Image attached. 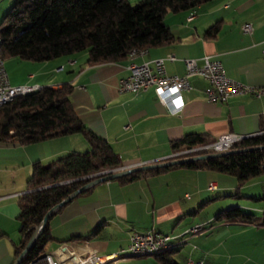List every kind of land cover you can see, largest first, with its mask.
<instances>
[{"label":"crops","instance_id":"obj_1","mask_svg":"<svg viewBox=\"0 0 264 264\" xmlns=\"http://www.w3.org/2000/svg\"><path fill=\"white\" fill-rule=\"evenodd\" d=\"M6 1L11 0H0L1 15L6 11ZM163 20L173 39L144 48L140 55L131 56L129 52L118 61L89 64L83 51L44 61L22 60L17 64L19 76L5 69L14 85L58 88L69 83L76 114L88 130L111 145L119 160L118 169L174 159L171 142L187 133H202L212 141L225 133L264 134V96L245 93L225 102H210L204 93L207 82L199 76L190 77V88L181 92L184 106L174 114L158 100L152 87L118 91L119 79L129 74L128 63L149 62L168 53L176 56L165 61L168 75L183 74L184 59L208 55L221 62L230 78L264 86V0H212L194 9L167 12ZM246 23L248 32L242 29ZM214 25L217 29L212 32ZM60 66L62 69H57ZM88 149L81 133L29 144L0 143V264H14L17 258L21 238L18 200L29 191L32 164L49 163L68 152ZM211 182L216 185L213 189L208 188ZM232 206L251 213L252 218H215ZM263 220L264 171L239 182L229 173L178 166L129 181L115 178L90 186L53 214L49 227L53 250L66 243L77 253H116L126 249L130 234L138 231L171 235L172 247L167 255L175 264H187L188 260L264 264ZM196 224H203L204 229L190 233L188 228ZM95 228L89 239L68 240ZM110 264L166 263L155 255H145Z\"/></svg>","mask_w":264,"mask_h":264},{"label":"trees","instance_id":"obj_2","mask_svg":"<svg viewBox=\"0 0 264 264\" xmlns=\"http://www.w3.org/2000/svg\"><path fill=\"white\" fill-rule=\"evenodd\" d=\"M210 1L138 0L131 3L128 0H14L0 20L1 55L4 59L16 57L44 61L85 51L89 64L118 61L126 58L132 49L141 50L171 41L173 35L163 20L167 12L194 9ZM216 29L215 25L211 28L212 32ZM71 91L69 83L58 88L42 86L17 95L0 106V143L29 144L81 133L89 145L85 152H68L49 163L32 164L27 180L29 191L21 194L18 200L17 219L21 238L17 243L16 257L51 207L81 186L104 175L103 172L119 167V160L111 145L88 130L76 114L71 103ZM211 141L205 134L187 133L171 142V149L179 152ZM259 145H264V134L244 137L232 149ZM204 153H184L175 158ZM263 163L264 148L251 149L134 171L118 179L129 181L169 167L185 166L229 173L240 182L261 174L264 171ZM215 218L219 221H249L252 214L232 206L218 212ZM49 220L20 264L37 260L45 254L46 245L53 240ZM96 231L95 228L89 234L72 236L68 240L89 239ZM168 252L166 250L155 256L166 264H175Z\"/></svg>","mask_w":264,"mask_h":264},{"label":"built area","instance_id":"obj_3","mask_svg":"<svg viewBox=\"0 0 264 264\" xmlns=\"http://www.w3.org/2000/svg\"><path fill=\"white\" fill-rule=\"evenodd\" d=\"M243 31L250 30L249 24L242 26ZM143 54L142 52H134L132 49L130 55L136 56ZM176 56L168 53L163 57L154 58L149 62L128 63L129 74L122 77L118 81V91L136 92L152 87L158 100L167 108L170 113L179 112L184 102L181 92L190 88V77L199 76L206 80L207 85L204 88L205 98L210 101L225 102L233 95L251 94L255 97L264 96V86H251L230 78L221 62L208 55L200 58H186L183 60L185 71L181 75H168L166 72L165 61L175 60ZM60 66L57 69H62ZM37 85L27 84H11L7 75L4 58L1 55V39H0V106L9 102L13 97L31 92L38 89ZM244 137L234 133H225L219 135L215 140L201 145H196L183 151L176 152L174 156L184 153H193L197 151L207 152H227L232 149L233 145ZM216 185L211 182L208 188H215ZM190 233L197 232V224L188 228ZM171 235L153 232L133 231L129 236V242L126 249H136L140 247H159V254L164 252V245L172 244ZM110 254H99L95 250L85 252H75L71 250L65 243L61 244L56 250L45 253L39 259L29 261L26 264H103V259ZM187 264H205L202 260H188Z\"/></svg>","mask_w":264,"mask_h":264},{"label":"water","instance_id":"obj_4","mask_svg":"<svg viewBox=\"0 0 264 264\" xmlns=\"http://www.w3.org/2000/svg\"><path fill=\"white\" fill-rule=\"evenodd\" d=\"M261 148H264V145H259V146H255V147H249V148L231 149V150H229L227 152H209V153L192 155V156H186V157H181V158H174V159H171V160H168V161H164V162L144 164V165H139V166L126 168V169H118L117 168V169L111 170L109 172H103L104 175H102V176L94 179L93 181L81 186L80 188H78L77 190H75L74 192H72L71 194L66 196L62 201H60L59 203H57L56 205L51 207L46 212V214L44 215L41 223L35 229V231L31 235L30 239L26 243L24 249L21 251V253L15 259L14 264H20L21 263L23 257L29 251V249L31 248V246L35 242L36 238L41 233V231L43 230V228L46 225L47 221L54 214V212L59 207H61L63 204L69 202L75 196H77L80 192L84 191L85 189H87L90 186H93V185H95V184H97V183H99L101 181H107V180H111V179H115V178L127 175V174H129L131 172H134V171H139V170H144V169H154V168H159V167H167V166H171V165H175V164H182V163H186V162H191V161H196V160L208 159V158H211V157L222 156V155H224L226 153H229V152H238V151H245V150H251V149H261Z\"/></svg>","mask_w":264,"mask_h":264},{"label":"bare ground","instance_id":"obj_5","mask_svg":"<svg viewBox=\"0 0 264 264\" xmlns=\"http://www.w3.org/2000/svg\"><path fill=\"white\" fill-rule=\"evenodd\" d=\"M142 51L144 53L146 49H141V50L134 49V52H142ZM203 229H204L203 224H197V232H200ZM171 247L172 244L164 245V251L169 250ZM156 254H159V247H140L136 249H128V251L123 255H119L118 253H113L110 256H106L103 259V264H110V262H113L115 260H120L128 256H145V255H156Z\"/></svg>","mask_w":264,"mask_h":264},{"label":"rangeland","instance_id":"obj_6","mask_svg":"<svg viewBox=\"0 0 264 264\" xmlns=\"http://www.w3.org/2000/svg\"><path fill=\"white\" fill-rule=\"evenodd\" d=\"M130 1H131V3H135L138 0H130ZM13 2H14V0H11L10 2L6 1V3H4V5H6L7 8H6V11L2 15L0 14L1 15L0 20L2 19L3 15L10 9ZM4 61H5V66H6V69L8 72L10 71V73L14 76H19L21 74V70H20L19 66H17V64H20L19 62L22 61L21 59L16 58V57H6L4 59ZM258 216H261V215H258ZM51 245H52L51 242L48 243L45 247V250L46 251H52L53 250L52 248H54V247L51 248Z\"/></svg>","mask_w":264,"mask_h":264}]
</instances>
